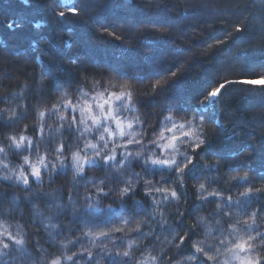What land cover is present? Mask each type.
<instances>
[{
  "label": "trees",
  "instance_id": "1",
  "mask_svg": "<svg viewBox=\"0 0 264 264\" xmlns=\"http://www.w3.org/2000/svg\"><path fill=\"white\" fill-rule=\"evenodd\" d=\"M65 2L0 0V110L21 116L10 127L0 126V141L7 135L21 134L38 140V112L51 109L64 92L74 94L81 87L84 91L95 87L106 94L130 91L136 109L131 117L139 116L144 122L145 138L150 139L167 126V116H172L176 124L199 120L200 98L206 91L225 81L234 83L222 90L214 107L203 110L207 146L194 156L195 175L202 179L185 177L183 186L177 189L178 194L182 193L179 204L160 203L159 194L148 197L142 187L123 200L118 192L101 196L94 183L81 177L74 179V172L68 168L56 174L47 172L43 182L32 181L30 189L0 182V232L7 229L24 240L28 251L35 249L41 264H47L51 257L70 253L61 249L60 243L67 242L61 237H57V243L52 242L49 232L54 230L45 227V218L51 217L57 229L65 230L63 236H79L83 224L73 213L85 211L86 203L99 209H87L86 219L99 222L134 214L141 219V207L152 211L149 204L154 199L157 220L174 224L179 210L185 214L184 224L191 228L196 215L206 216L215 208L209 204L188 216L199 203L196 188L205 178L218 181L211 188L226 194L244 191L247 186L254 192L264 190V84L241 83L264 76V0H70L80 9L74 16L68 13ZM60 11L66 12L67 19L57 15ZM12 21L23 26L9 29L7 24ZM36 24L40 26L34 27ZM72 58L78 63L72 64ZM3 162L17 170L23 165L12 153ZM132 170L141 172L135 163ZM4 174L0 168V176ZM245 174L250 183L239 189L233 187L236 181L232 178ZM104 176L105 169L100 165L85 169V177L96 184ZM152 179L155 183L161 177ZM118 187L123 185L113 182L104 191ZM34 193L55 194L61 208L50 210L48 198L37 201ZM88 196L90 201L86 200ZM252 200L248 212L259 211L258 223L264 231V195L257 193ZM34 207L43 215H37ZM10 208L15 211L6 217ZM246 218L241 215L242 220ZM157 233L160 240L152 243L168 251L167 234L159 233V229ZM120 235L113 237L117 244ZM139 243L141 247L149 245L144 252L147 258L150 241L142 239ZM37 244L43 252L35 248ZM83 248L97 252L87 238ZM72 250L82 249L77 245ZM183 254H188L187 248ZM168 255L173 259L165 257L163 264L183 259L176 249ZM97 259L99 264H112L107 256ZM85 262L94 264L87 256L77 260V264Z\"/></svg>",
  "mask_w": 264,
  "mask_h": 264
},
{
  "label": "snow or ice",
  "instance_id": "2",
  "mask_svg": "<svg viewBox=\"0 0 264 264\" xmlns=\"http://www.w3.org/2000/svg\"><path fill=\"white\" fill-rule=\"evenodd\" d=\"M65 7L71 15L79 14L80 9L70 0H66ZM57 15L67 19L65 11H60ZM22 26V23L18 21L7 24L9 29ZM39 26V24L34 25L37 28ZM70 62L77 64L78 60L72 58ZM230 83L234 82L219 83L217 87H212L200 98L199 107L202 111L197 114L199 120L186 119L176 124L172 116H167L165 120L172 122L171 127L165 126L150 139L145 138L144 122L139 116L128 119V114L136 111L130 91H112L106 94L105 91L96 92L95 87L90 91H84L81 87L77 88L74 94L64 92L59 105H53L47 111L38 112L42 122L37 129L38 140L21 134L7 135L3 141H0V168L5 173L0 176V182L23 185L30 189L32 181L42 183L47 172L56 174L62 169L70 168L75 174L74 179L81 177L94 183L97 193L101 196L118 192L123 200L131 198L136 189L142 187L148 197H151L153 193L159 194L162 197L160 203L179 204L182 193L178 194L177 189L183 186L185 177L197 181L202 179L195 175L194 156L207 146V140L204 138L203 110L214 107L222 90ZM241 83L264 84V76L259 77L258 80L241 81ZM8 111L0 110V126L2 127H10L21 118L15 113L8 116ZM61 112L64 114L61 115ZM49 119L55 120V126L47 124ZM45 127L50 129L47 137L44 132ZM25 129L28 130L27 125ZM65 134H69L67 140H65ZM9 153L22 160L23 165L19 170L10 168L3 162ZM53 156L56 163L52 162ZM133 163L141 168V172L132 170ZM96 165L105 169V176L99 180L98 184L92 178L85 177L86 167ZM201 167L207 169L209 166ZM157 175L161 179L154 183L152 178ZM232 179L236 181L233 187L237 189L250 183L247 174ZM113 182H118L123 187L109 188V191L105 192L104 188ZM214 183L218 181L206 178L205 182L198 183L196 191L199 203L188 213V216L192 217L194 213L203 210L209 204H214L215 208L206 216L196 215L191 228L184 224L185 214L179 210L175 213L179 219L174 224H170L166 219L157 220L155 214L157 201L154 199L149 204L152 211L141 207L140 213L143 215L141 219H137V214H134L130 218L117 217L115 220L108 218L99 222L95 218L86 219L88 215L86 210L96 209L95 204L86 203L85 211L73 213L81 219L83 224L79 236L75 233L67 237L63 236L65 230L57 229L52 223V218L46 217L48 224L45 227L54 230L49 232L50 239L54 244L58 242L57 237L67 241L61 242L60 247L63 251L70 253L51 257L47 264H64V261L77 264V260L85 256L89 261H94V264H99L97 258L104 256L111 258L112 264H150V262L163 264L165 257L169 260L173 259L168 255L171 249H176L183 256V259H176V264H264V231H260L259 211L248 212V207L253 202L252 198L257 193L264 195V190L254 192L253 187L247 186L244 191H238L234 197L230 191L226 194L219 188H211ZM33 195L37 201L42 197L48 198L50 210L61 208L55 194L34 193ZM86 200L90 201L91 196L86 197ZM96 210L99 211V209ZM13 211L15 209L10 208L6 217L11 216ZM34 211L37 215H43L35 207ZM241 215L247 218L242 220ZM105 227L108 231H104ZM144 228L148 231H144ZM157 229L159 233L167 234L166 242L170 245L168 251L159 250L152 243L160 240ZM67 231L71 232V230ZM116 233L121 234L118 237L119 244L117 239L113 238ZM168 236L171 237L170 240L167 239ZM192 236L198 238L192 240ZM85 238L97 249L95 254L83 248ZM142 239L150 241L151 251L147 258L144 252L149 245L141 247L139 240ZM105 241L111 243L113 247L108 248ZM77 245H80L82 250L73 251L72 249ZM35 248L40 249L41 252L44 251L39 244ZM185 248L188 249L187 255L183 254ZM25 262L41 264L35 249L30 253L25 247L24 240L17 239L7 229L0 232V264H25Z\"/></svg>",
  "mask_w": 264,
  "mask_h": 264
},
{
  "label": "rangeland",
  "instance_id": "3",
  "mask_svg": "<svg viewBox=\"0 0 264 264\" xmlns=\"http://www.w3.org/2000/svg\"><path fill=\"white\" fill-rule=\"evenodd\" d=\"M96 92H98V91H96ZM109 103H111V101H109ZM54 105H59V101L56 103V104H54ZM42 111H45V110H42ZM47 111V110H46ZM131 113H133V112H131ZM131 113H129L128 114V119H132V117H131ZM14 114V113H13ZM12 113L11 114H7L8 116H11V115H13ZM15 114H16V112H15ZM64 113L63 112H61V115H63ZM6 119H7V117H6ZM41 120H39V123H38V128L41 126ZM171 123L172 122H167V126L168 127H171ZM47 124L48 125H52V126H55V120L54 119H49V120H47ZM44 132H45V136L47 137L49 134H50V129L48 128V127H45V129H44ZM69 138V134H65V139L67 140ZM41 149H43V148H41ZM55 161V159L54 160H52V162H54ZM228 193V192H227ZM231 194L235 197L236 196V192H231Z\"/></svg>",
  "mask_w": 264,
  "mask_h": 264
}]
</instances>
